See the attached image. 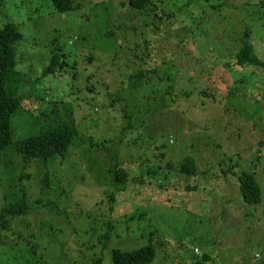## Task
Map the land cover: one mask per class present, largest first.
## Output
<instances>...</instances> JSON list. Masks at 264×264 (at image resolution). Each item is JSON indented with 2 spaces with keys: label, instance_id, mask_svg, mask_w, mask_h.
Wrapping results in <instances>:
<instances>
[{
  "label": "rangeland",
  "instance_id": "obj_1",
  "mask_svg": "<svg viewBox=\"0 0 264 264\" xmlns=\"http://www.w3.org/2000/svg\"><path fill=\"white\" fill-rule=\"evenodd\" d=\"M263 1L154 0L143 23L129 0H75L67 12L0 0V31L12 22L23 34L15 140L64 106L81 130L48 168L0 153V209L25 192L29 204L2 231L0 264H115L114 249L147 244L150 264H264V68L238 64L244 39L264 61ZM154 67L130 88L133 72ZM192 159L195 175L183 170ZM241 170L259 181L260 203L244 201Z\"/></svg>",
  "mask_w": 264,
  "mask_h": 264
},
{
  "label": "trees",
  "instance_id": "obj_2",
  "mask_svg": "<svg viewBox=\"0 0 264 264\" xmlns=\"http://www.w3.org/2000/svg\"><path fill=\"white\" fill-rule=\"evenodd\" d=\"M153 1L154 0H129L127 4L131 8L138 9V13H143V23H151L150 19L154 13L156 14ZM237 1L242 2L244 0ZM52 2L56 10L60 12L78 9L75 0H52ZM262 5L264 6V1ZM124 26L126 27L127 25ZM136 28H139V26H127V29L132 31H136ZM248 32L249 30H247L246 35H249ZM22 38V32L19 30L18 26L12 22L7 23L0 31V153L12 149L21 155L26 164L25 166L29 165L32 161H38L42 163L45 168H48L50 162L59 157L63 158L66 156L68 149L74 145L75 140L80 136L81 130L75 122L72 108L70 106H64L62 114H60L59 110L56 111L55 109V111H53L54 123L47 124L43 121L40 133L19 141L15 140L12 121L25 99L23 95L17 92L20 82V73L15 70L18 65L16 60V45ZM141 38H143V36H141ZM59 64L60 55L54 53L49 67L45 69V74L55 73ZM238 64L242 66L252 65L264 68V61L256 55L253 44L247 39H244L243 47L238 53ZM157 71V67H154L143 70L139 69L133 72L131 78L136 79L134 80V85L130 88L139 91L142 86V84L139 83L140 79L151 74L155 75ZM148 100H150V98H148ZM195 164L196 162L192 159L189 163L184 165L183 170L195 175ZM223 171L224 174H226V170ZM241 171L237 176L244 201L250 204L260 203L263 200V191L259 181L253 173L246 170ZM127 175L126 171L119 168L116 172L115 179L123 182L125 186L128 181ZM189 188L192 189V187ZM28 207L29 204L26 192L22 197L1 207L0 243L5 242L3 240L2 231H12L14 225L13 219L15 217H22L29 212ZM103 225L108 227V232L101 237L99 236V240L107 242L111 238L109 231H111L113 227L112 223H104ZM14 234L16 235L17 233L14 232ZM33 249L34 246L32 247V250ZM112 258L115 264H150L156 258V249L153 244H147L133 250L123 251L114 249L112 251ZM205 259H209V256H205ZM95 264H102V258L96 260Z\"/></svg>",
  "mask_w": 264,
  "mask_h": 264
},
{
  "label": "crops",
  "instance_id": "obj_3",
  "mask_svg": "<svg viewBox=\"0 0 264 264\" xmlns=\"http://www.w3.org/2000/svg\"><path fill=\"white\" fill-rule=\"evenodd\" d=\"M237 187H239V182H238V186Z\"/></svg>",
  "mask_w": 264,
  "mask_h": 264
}]
</instances>
